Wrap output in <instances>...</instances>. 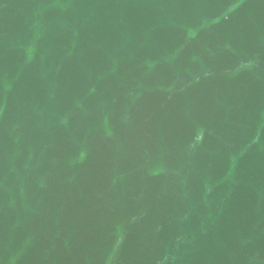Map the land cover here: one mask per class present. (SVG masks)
<instances>
[{
	"label": "water",
	"instance_id": "water-1",
	"mask_svg": "<svg viewBox=\"0 0 264 264\" xmlns=\"http://www.w3.org/2000/svg\"><path fill=\"white\" fill-rule=\"evenodd\" d=\"M0 264H264V0H0Z\"/></svg>",
	"mask_w": 264,
	"mask_h": 264
}]
</instances>
